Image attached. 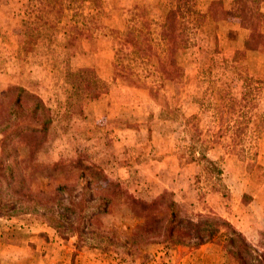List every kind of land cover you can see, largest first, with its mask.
I'll return each mask as SVG.
<instances>
[{
	"label": "rangeland",
	"instance_id": "374dc122",
	"mask_svg": "<svg viewBox=\"0 0 264 264\" xmlns=\"http://www.w3.org/2000/svg\"><path fill=\"white\" fill-rule=\"evenodd\" d=\"M57 1L61 16L44 0H0V221L37 224L31 236L89 264L144 263L163 245L177 258L201 246L166 230L174 201L175 220L218 229L208 263L264 264V1L262 44L246 50L233 0L220 21L211 0H190L174 83L111 30L148 18L162 52V9L176 0Z\"/></svg>",
	"mask_w": 264,
	"mask_h": 264
},
{
	"label": "trees",
	"instance_id": "16d2710c",
	"mask_svg": "<svg viewBox=\"0 0 264 264\" xmlns=\"http://www.w3.org/2000/svg\"><path fill=\"white\" fill-rule=\"evenodd\" d=\"M83 1L88 3V7H91V10L99 11V9L101 8V0ZM189 1L190 0H176V3L172 8L165 6L163 7V17L161 23L159 24L158 32L160 40L164 45V49L162 50V52H157L152 47L150 37V21L148 18L140 21V25H130L123 31L111 30L115 35L118 36V40L122 44L132 45L142 50L147 60H154L156 64L154 69L156 70V72H158L164 80L170 81L172 83L176 82L180 76V66L177 59V52L187 44V34L185 33V18H187V16H189L192 12L191 4ZM260 1L262 2L264 0H233L232 3V11L235 13L234 16L241 18V20L244 21V27L249 30L248 35L244 41V47L246 50H255L262 44L263 35L259 29V22L261 20L262 13L258 11L257 8H255L258 4L257 2ZM44 2L45 4H50V6L45 7L47 8L46 12H52L55 10L58 12V15L61 16L63 12L62 7H56L57 2L59 3V1L44 0ZM208 9L215 21L225 20L227 16L232 13L230 9H227L224 6L223 0H211L209 2ZM142 15L144 16V14L141 13V16ZM132 74L133 73L129 70H121V72L119 73L121 77H123L125 80L127 79V81L129 82H132V79H129L131 78ZM90 86L91 91L93 93H96L95 87H93L92 85ZM9 89L12 90L14 89V87H11ZM29 96L34 97L35 95L29 94ZM18 99L19 98H16V102H18ZM36 99L38 98L36 97ZM37 109L38 104L36 103L31 112L34 113ZM44 128L45 126L43 127V129ZM4 136L2 141H5L9 135L6 134ZM174 205V201H169V203H166L167 208L171 207L169 213L170 222L166 228L168 232L179 230L184 235H193L199 240L198 242H196V245H200L211 239L215 232L218 231L216 227H200L201 224H199V222H193L189 219L185 220L184 218H180L178 220H175L176 213L172 208ZM202 223L204 225L206 224L205 221H203ZM245 249L246 244H242L241 248L236 252V254H240V251H243Z\"/></svg>",
	"mask_w": 264,
	"mask_h": 264
},
{
	"label": "crops",
	"instance_id": "0c3cea01",
	"mask_svg": "<svg viewBox=\"0 0 264 264\" xmlns=\"http://www.w3.org/2000/svg\"><path fill=\"white\" fill-rule=\"evenodd\" d=\"M35 225L39 229L29 228L28 224L15 227L17 225L13 226L9 219L0 221V264H89V260H85L86 255H83V251L74 256L68 245L54 242L55 240L52 242L54 237H50L46 242L41 236L43 234L31 236V231L39 232L42 229ZM14 228L20 230L15 232L19 234L14 233ZM12 232L15 237L10 236ZM160 248L156 254H153L152 259L144 263L136 261L135 264H212L206 260L218 258L215 247L210 244H201L200 247L178 258L173 252L171 253L172 250H168L169 247L163 245Z\"/></svg>",
	"mask_w": 264,
	"mask_h": 264
}]
</instances>
